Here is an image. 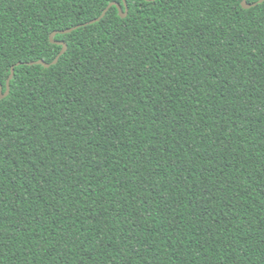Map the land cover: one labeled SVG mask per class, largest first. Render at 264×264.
I'll use <instances>...</instances> for the list:
<instances>
[{
  "label": "trees",
  "instance_id": "obj_1",
  "mask_svg": "<svg viewBox=\"0 0 264 264\" xmlns=\"http://www.w3.org/2000/svg\"><path fill=\"white\" fill-rule=\"evenodd\" d=\"M114 1L0 0V264H264V1Z\"/></svg>",
  "mask_w": 264,
  "mask_h": 264
},
{
  "label": "water",
  "instance_id": "obj_2",
  "mask_svg": "<svg viewBox=\"0 0 264 264\" xmlns=\"http://www.w3.org/2000/svg\"><path fill=\"white\" fill-rule=\"evenodd\" d=\"M263 1H264V0H258L257 2H254V3H252V4H249V3L247 2V0H243V1H242V6L245 7V8H249V7L255 6L256 4L261 3V2H263ZM124 4H125V7H126L125 10L123 9L122 5H121L119 2L114 1V2L110 3V4L108 5V7L105 8V10L103 11V13L101 14L100 17H98V18H96V19H93V20H91V21H89V22H87V23H93V22H95V21L101 19V18L106 14L107 10H108L111 6H113V5L117 6V8H118V10H119V12H120V15H121L122 17H125V16L128 14V8H127L126 0H124ZM87 23H86V24H87ZM79 26H80V25H78V26H76V27H73V28L66 29V30H64L63 32H64V33L70 32V31H72L73 29H75V28H77V27H79ZM57 32H58V31L53 32V33L50 35V39H51L52 42H56V43L61 44V45L63 46V48H62L61 52L59 53V55H58V56H57V57H56L51 63H48V62H46V61H44V60H37V61H30V62H28V64H42V65H44V66H46V67H49L50 65L57 63V61H58L60 55L63 54V53L66 51V49H67V43H66V42H64V41H56V40L53 39L54 35H55ZM14 73H15V67L12 66V68H11V74L9 75V77H8V79H7V81H6V91H5V92H3V85L0 84V97H4V96H6V95L9 93V91H10V81H11V79L13 78Z\"/></svg>",
  "mask_w": 264,
  "mask_h": 264
}]
</instances>
